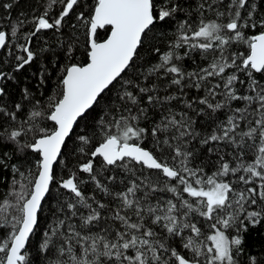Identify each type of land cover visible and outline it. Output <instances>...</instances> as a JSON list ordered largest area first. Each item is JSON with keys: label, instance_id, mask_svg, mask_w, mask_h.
Segmentation results:
<instances>
[{"label": "snow or ice", "instance_id": "1", "mask_svg": "<svg viewBox=\"0 0 264 264\" xmlns=\"http://www.w3.org/2000/svg\"><path fill=\"white\" fill-rule=\"evenodd\" d=\"M57 4L62 7L53 18L48 9ZM81 6V0H50L43 14L33 18L35 30L17 45L26 53V58L16 56L17 70L36 55L30 48L31 38L42 30L59 32ZM196 7L195 27L189 18L177 22L175 38L165 52L155 49L159 61L141 73L145 82L141 85L124 79L123 74L133 67L142 37L157 22L185 11L184 0H164L158 14L155 0H94L87 13L75 16L85 28L86 62L64 66L59 92L44 104L37 100L27 119L17 122L21 104L15 105V112L0 108V114L16 123L15 127L0 126V140L17 144L20 151L31 149L40 157L34 179L11 166L21 180L13 181L9 193L13 200L0 203V226L11 229L0 241V264H33L27 245L54 180L53 165L74 126L87 119L114 82L120 81L96 131L91 137L78 136L79 152L90 158L60 180L69 195L60 202L39 252L55 250L48 264H240L246 234L264 223V82L254 75L264 76V16L258 15L252 0H200ZM189 14L190 10L186 17ZM257 28L255 34L245 32ZM102 29L110 31L99 40L97 33ZM18 31V26L10 34L0 30V49ZM74 39L69 36L66 45L69 60ZM240 44L247 46L246 52L232 50ZM193 52L208 63L188 70L183 61ZM5 75L0 72V78ZM153 77L156 82L147 83ZM169 77L165 94L160 95L158 82ZM237 85L245 91L241 93ZM173 86L177 91L168 93ZM190 89L203 95L188 98ZM4 92L0 87V95ZM173 102L182 103L183 110L177 111ZM233 102L243 105L234 107ZM221 111L224 120L215 116ZM193 116H205L214 126L198 129ZM44 120L54 127L41 126ZM29 134L31 142L21 143L20 138ZM97 135L99 142L89 150ZM148 140L152 147L145 146ZM228 148L232 151H225ZM204 151L216 157L211 174L203 165L194 166ZM97 158L99 170L94 163ZM110 168L129 173L120 181L125 185L122 191L108 187L117 181L115 175L103 176ZM79 173H87L88 179H81ZM87 183L116 206L109 208L95 195H85ZM164 193L170 198L160 195ZM248 264L262 262L253 255Z\"/></svg>", "mask_w": 264, "mask_h": 264}, {"label": "trees", "instance_id": "2", "mask_svg": "<svg viewBox=\"0 0 264 264\" xmlns=\"http://www.w3.org/2000/svg\"><path fill=\"white\" fill-rule=\"evenodd\" d=\"M200 0H184L185 11L179 13L175 18L168 19L165 22H157L150 31H147L146 35L142 37L143 44L138 49V56L134 60L133 67L126 70L123 74L124 79H131L136 82L145 83L141 73L151 68L159 61V54L155 49L159 48L160 52L168 50L170 42L175 38L177 22L185 18H189L193 26L195 27L198 22L199 16L197 13V4ZM257 5V13L260 16H264V4L261 0H252ZM50 0H0V30L6 31L9 34L14 26L19 27V31L15 38L9 37L7 46L2 49L0 53V72L5 73V77L2 78L1 87L5 89L3 95H0V108H4L7 112H15V105L21 104V110L17 113V122L27 119V114L32 110L33 104L39 100L42 104L46 103L50 96L59 92L57 87L58 80L62 75L61 69L73 62L85 63L86 57L84 55L86 51V37L85 28L82 24L76 21L75 16L78 12H88L89 7L94 3V0H81V7H77L76 10L70 14L64 23V26L57 32L56 30H42L31 38L30 48L36 54L33 61L25 65L22 69L17 70L16 65L18 61L16 56H24L26 53L20 50L17 45L25 43L27 34L33 32L34 29V17L42 15L47 9V5ZM5 4H11L10 9L4 7ZM157 14L160 7L164 6V0H155ZM62 5L57 4L52 9H48L49 15L55 18L58 15ZM190 10L189 16L186 17V13ZM208 18H214L211 13L205 14ZM77 25V27H73ZM260 29H246L247 35L255 34ZM110 29L98 30L97 38L103 40L107 37ZM69 36L74 37L73 43L75 50L73 58L71 60L66 58V45L68 43ZM233 51L246 52V45H236ZM183 50H181L182 52ZM208 63L207 59L202 58L198 52L191 53V58L185 57L183 65L188 70H193L197 66H205ZM257 79L264 82V76L261 74H254ZM241 79H246L243 75ZM167 79H162L158 83L160 84V95H164V86L167 84ZM156 82L155 77L151 78L147 83ZM120 82H114L111 91L106 93L102 98L99 105L95 107V111L87 118L79 121L74 126V130L70 135V138L66 140V144L62 149V155L54 166V180L50 186V191L46 195L42 203V209L38 214L39 224L31 236L27 251L30 254V259L33 264H48L50 259H54L56 256L55 250L49 253H40V245L45 240V231L54 223L56 218V210L60 206V202L64 201L69 195L66 190L60 187V180L68 178L69 174L74 171H78V166L81 163L86 162L90 156L84 155L79 152L81 146L78 136L81 134H88L90 137L93 132L96 131L95 125L101 115L105 114V105L119 90ZM241 93L245 91L243 86L237 85ZM27 90V93L26 91ZM175 86L168 89V93L176 92ZM188 98L197 97L203 95V92L197 93L195 89L186 90ZM243 102H233L234 107H241ZM172 106L177 110H183L184 105L179 102H173ZM192 115L193 113H189ZM215 116H218L220 120H224L225 112L221 111ZM158 116L153 119H158ZM197 120V127L210 129L214 125L211 121L205 117H195ZM41 126L52 129L54 127L53 122L44 120L40 122ZM0 126L3 127H15L16 123L9 120L6 116L0 114ZM2 131V128H0ZM32 135L23 136L20 138L21 143L31 142ZM99 135L92 141V145L89 150L94 149V146L99 142ZM145 146L152 147L151 141L148 140ZM199 147V145H197ZM225 151L231 152L232 149L228 148ZM0 159L4 161L3 165H0V203L5 200H13V197L9 193L13 189V181H20L21 177L18 173H14L12 165H16L20 172L25 173L28 179H34L37 172V161L40 159L39 155L33 152L31 149H24L20 151L17 144L8 141L0 140ZM248 159H251V154H248ZM97 170L101 167V161L97 158L95 161ZM203 165L205 171L211 174L216 168L215 155L208 154L206 151L203 154H198L197 160L194 162V166ZM110 167V166H109ZM147 171V170H146ZM31 173V175H29ZM81 179H88L87 173H79ZM115 175L117 181L115 183H108V187L111 191H122L125 187L120 181L129 176L123 169H111L103 173L104 177ZM27 183V181H23ZM17 190H19L17 186ZM85 195H95L97 200L105 203L109 208H114L116 202L111 200L110 197L97 191L92 183H87L83 186ZM165 198H170L171 194H160ZM155 202V201H153ZM86 211V210H85ZM108 215V212L104 213ZM10 228L7 226H0V241L5 239L10 232ZM96 230V229H94ZM235 233H233L234 235ZM256 256L258 260L264 264V223L250 228L246 234V244L244 254L239 257L240 264H248L250 256Z\"/></svg>", "mask_w": 264, "mask_h": 264}, {"label": "water", "instance_id": "3", "mask_svg": "<svg viewBox=\"0 0 264 264\" xmlns=\"http://www.w3.org/2000/svg\"><path fill=\"white\" fill-rule=\"evenodd\" d=\"M105 39H106V38H105ZM1 51H2V49H0V53H1ZM1 82H2V78H0V87H1ZM62 149H63V147H62ZM59 158H60V157H58V160H59ZM58 160H57V161H58ZM56 163H57V162H56ZM56 163H55V164H56ZM55 164L53 165V169H54ZM51 184H52V183H51ZM51 184H50V186H51ZM46 195H47V194H46ZM45 197H46V196H45ZM41 203H43V201H42ZM38 214H39V213H38ZM34 231H35V230H34ZM32 235H33V234H32ZM32 235H30V238H31ZM30 238H29V240H30ZM27 246H28V245H27Z\"/></svg>", "mask_w": 264, "mask_h": 264}]
</instances>
